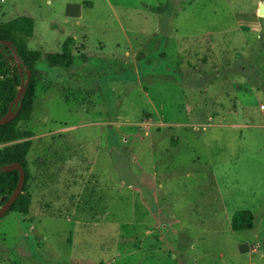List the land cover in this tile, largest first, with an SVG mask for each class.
Here are the masks:
<instances>
[{
  "label": "rangeland",
  "instance_id": "374dc122",
  "mask_svg": "<svg viewBox=\"0 0 264 264\" xmlns=\"http://www.w3.org/2000/svg\"><path fill=\"white\" fill-rule=\"evenodd\" d=\"M262 2L0 0L42 54L33 201L0 220V264H264ZM68 37L73 66L51 68Z\"/></svg>",
  "mask_w": 264,
  "mask_h": 264
},
{
  "label": "trees",
  "instance_id": "16d2710c",
  "mask_svg": "<svg viewBox=\"0 0 264 264\" xmlns=\"http://www.w3.org/2000/svg\"><path fill=\"white\" fill-rule=\"evenodd\" d=\"M35 21L31 17H18L14 20L0 24V65H6L7 56L16 53L19 59L30 70L31 78L26 88L22 106L17 118L6 125L0 126V168L19 163L26 172L23 193L20 195L10 212L28 215L32 206V192L30 190L31 173L28 163V155L34 142L30 138L31 132L21 129V123L28 122L35 110V97L38 85L42 80V74L38 72L37 65L42 61V54L29 48V43L34 36ZM2 42H11V47ZM75 39L68 37L63 43L62 52L59 54H46L45 59L51 68L69 69L74 64L72 48ZM180 65V64H179ZM237 71L240 68L234 67ZM235 71V72H236ZM27 78V75L25 76ZM21 84V75L14 72L11 77L0 78V119L8 114L11 104L17 97ZM19 181V172L0 173V203L7 201L15 191ZM9 212V213H10ZM255 215L251 211L237 212L231 222V228L235 232L250 231L255 228Z\"/></svg>",
  "mask_w": 264,
  "mask_h": 264
},
{
  "label": "water",
  "instance_id": "95a60500",
  "mask_svg": "<svg viewBox=\"0 0 264 264\" xmlns=\"http://www.w3.org/2000/svg\"><path fill=\"white\" fill-rule=\"evenodd\" d=\"M259 15L264 16V2H262L260 4ZM2 43L6 46L11 47L12 50H14L11 42H2ZM14 56L18 62V68H19L20 75H21L22 86H21V89L18 91L16 99L11 104L8 114H6L4 117H2L0 119V126L11 123L12 121H14L17 118V116L20 112L21 106H22L21 103L23 101V98H24V95L26 92V88H27L29 81H30V78H31V73L29 72L27 74L26 84H24L25 78L23 75V64H22V61L19 59V57L16 53V50L14 51ZM14 109L16 111H14ZM13 171L19 172L18 185H17L15 191L13 192V194L10 196V198L7 201H5V199H3V202H5V203L0 208V220L10 212V210L12 209V207L14 206V204L16 203V201L18 200L20 195L23 193V189H24V185H25V177H26V172H25V169L23 168V166L19 163H15V164H11V165L4 166V167L0 168V173H2V172H13Z\"/></svg>",
  "mask_w": 264,
  "mask_h": 264
},
{
  "label": "built area",
  "instance_id": "2783aa9c",
  "mask_svg": "<svg viewBox=\"0 0 264 264\" xmlns=\"http://www.w3.org/2000/svg\"><path fill=\"white\" fill-rule=\"evenodd\" d=\"M262 109L264 110V106L262 107Z\"/></svg>",
  "mask_w": 264,
  "mask_h": 264
}]
</instances>
